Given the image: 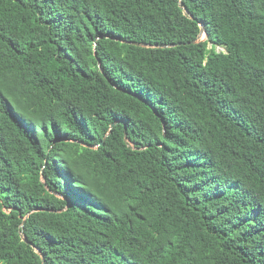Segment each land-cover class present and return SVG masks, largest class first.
Listing matches in <instances>:
<instances>
[{"label": "trees", "instance_id": "trees-1", "mask_svg": "<svg viewBox=\"0 0 264 264\" xmlns=\"http://www.w3.org/2000/svg\"><path fill=\"white\" fill-rule=\"evenodd\" d=\"M0 264H264V0H0Z\"/></svg>", "mask_w": 264, "mask_h": 264}, {"label": "water", "instance_id": "water-1", "mask_svg": "<svg viewBox=\"0 0 264 264\" xmlns=\"http://www.w3.org/2000/svg\"><path fill=\"white\" fill-rule=\"evenodd\" d=\"M204 34L206 35V38H207V33H206V30H205V27H204V25H202V30H201V34L199 36V39H201L202 35H204ZM197 41H195V42H197ZM133 44H135L137 46L147 47V45H145V44H139V43H133ZM148 47H150V46L148 45Z\"/></svg>", "mask_w": 264, "mask_h": 264}, {"label": "rangeland", "instance_id": "rangeland-1", "mask_svg": "<svg viewBox=\"0 0 264 264\" xmlns=\"http://www.w3.org/2000/svg\"><path fill=\"white\" fill-rule=\"evenodd\" d=\"M205 39H206V35L204 34L202 35L201 40H205ZM217 50L221 52V51H225V48L218 47Z\"/></svg>", "mask_w": 264, "mask_h": 264}]
</instances>
